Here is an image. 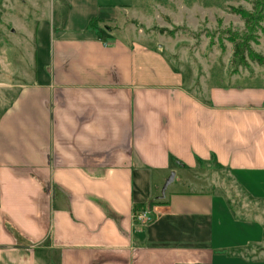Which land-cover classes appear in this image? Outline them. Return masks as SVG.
I'll use <instances>...</instances> for the list:
<instances>
[{
	"label": "crops",
	"instance_id": "1",
	"mask_svg": "<svg viewBox=\"0 0 264 264\" xmlns=\"http://www.w3.org/2000/svg\"><path fill=\"white\" fill-rule=\"evenodd\" d=\"M69 1L64 24L39 22L27 72L6 63L0 264H264L262 219L186 177L215 161L264 202V83L199 80L164 34H118L145 26L132 0Z\"/></svg>",
	"mask_w": 264,
	"mask_h": 264
},
{
	"label": "rangeland",
	"instance_id": "2",
	"mask_svg": "<svg viewBox=\"0 0 264 264\" xmlns=\"http://www.w3.org/2000/svg\"><path fill=\"white\" fill-rule=\"evenodd\" d=\"M71 4L69 0H0V111L8 104L11 96L8 91L10 89L7 90L3 84L16 79L10 72L12 65L8 67L6 63L15 61V65L20 66L21 73L27 72L32 62L30 56L39 22L48 20L55 26L64 24L71 11ZM131 5L132 17L142 21L145 26L127 19L126 22L119 23L124 29L118 34L130 35L132 29L145 28L150 32L161 33L160 29H165L162 34L166 39V50L171 61L199 80L206 74H213L216 83H264L261 75L252 76L253 78L246 76L264 73V64L250 59L247 52L244 61L236 57V44L232 41L234 37L241 41L250 34L245 20L234 9L252 12L254 0H132ZM108 24L114 27L118 23ZM248 44L264 58V20L255 29ZM235 74L241 76L235 80L233 77L232 80L217 77L225 75L229 78ZM181 173L180 171L178 178L172 182L171 189H185L186 185L180 181ZM170 176L171 174L167 176L164 183ZM186 177L197 179L198 185H205L206 190L230 199L232 209L239 210L238 213L247 211L240 213V218L250 219L257 215L264 223V202H254L236 186L229 171L215 161L202 163L197 174L192 176L188 173ZM163 187L164 184L162 191ZM146 208L150 210L153 221L155 217L151 208Z\"/></svg>",
	"mask_w": 264,
	"mask_h": 264
},
{
	"label": "trees",
	"instance_id": "3",
	"mask_svg": "<svg viewBox=\"0 0 264 264\" xmlns=\"http://www.w3.org/2000/svg\"><path fill=\"white\" fill-rule=\"evenodd\" d=\"M236 13H238L244 20L246 27H248L250 34L245 36L241 41H237V37H234L232 41L236 44L235 56L240 57L242 61L245 59V52H247L248 57L252 60L259 61L261 64H264V58H262L259 54L254 52L250 45L248 44V40L254 34L256 28H259L260 23L264 20V0H254V10L252 12L244 9H234ZM102 20L93 19L90 21V26L96 27L98 26ZM165 29H160L161 33H164ZM146 208V205L136 204L134 206L135 212L140 211Z\"/></svg>",
	"mask_w": 264,
	"mask_h": 264
},
{
	"label": "built area",
	"instance_id": "4",
	"mask_svg": "<svg viewBox=\"0 0 264 264\" xmlns=\"http://www.w3.org/2000/svg\"><path fill=\"white\" fill-rule=\"evenodd\" d=\"M135 220L142 226L148 225L152 221V216L150 215V210L148 208H144L135 213Z\"/></svg>",
	"mask_w": 264,
	"mask_h": 264
},
{
	"label": "water",
	"instance_id": "5",
	"mask_svg": "<svg viewBox=\"0 0 264 264\" xmlns=\"http://www.w3.org/2000/svg\"><path fill=\"white\" fill-rule=\"evenodd\" d=\"M174 178H175V173L172 172L171 176H170L169 179L166 181V183H165V185H164V187H163V194H164V195L166 194V189H167L168 185H169L170 183L173 182Z\"/></svg>",
	"mask_w": 264,
	"mask_h": 264
}]
</instances>
